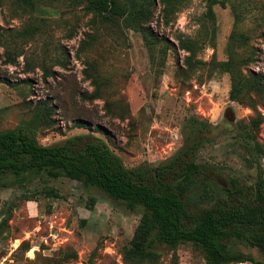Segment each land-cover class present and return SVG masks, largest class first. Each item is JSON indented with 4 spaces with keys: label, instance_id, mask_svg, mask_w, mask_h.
<instances>
[{
    "label": "rangeland",
    "instance_id": "rangeland-1",
    "mask_svg": "<svg viewBox=\"0 0 264 264\" xmlns=\"http://www.w3.org/2000/svg\"><path fill=\"white\" fill-rule=\"evenodd\" d=\"M229 2L243 12L236 31L244 42L230 46L235 15L228 2L213 6L212 38L207 0H181L167 15L157 0L148 26L159 42L148 50L140 33L94 18L85 0H0V130L31 127L41 144L93 134L128 168L158 166L187 137L201 138L196 161L216 169L210 173L220 185L238 176L250 186L256 162L246 166L242 157L249 155L230 122L251 131L250 116L263 118L252 150L264 174V99L250 93L243 104L229 100L230 76L216 62L230 50L249 56L243 71L264 79V0ZM42 102L51 112L44 109L36 120ZM77 118L88 127H77ZM46 188L59 197L45 196ZM139 217L100 189L66 177L10 180L0 189V222L8 218L0 264H125L122 251ZM239 249L264 262L257 248ZM157 251L156 264H204L190 243Z\"/></svg>",
    "mask_w": 264,
    "mask_h": 264
},
{
    "label": "trees",
    "instance_id": "trees-1",
    "mask_svg": "<svg viewBox=\"0 0 264 264\" xmlns=\"http://www.w3.org/2000/svg\"><path fill=\"white\" fill-rule=\"evenodd\" d=\"M157 0H85L86 9L101 23L117 24L141 34L148 50L159 42L148 26ZM181 0H159L167 15ZM230 3L235 15L230 46L247 38L236 31L242 11L229 0H207L206 18L212 38L216 32L214 5L226 7ZM251 57L240 58L230 50L228 58L216 62V68L230 76L229 100L240 104L250 93L259 101L264 99V79L261 75L247 74L243 68ZM94 95V94H93ZM95 97V96H94ZM255 110V105L251 107ZM51 112L47 102L37 108L34 119ZM250 116L251 131L235 127L230 131L236 140L243 141L249 156H243L246 166L256 162L257 173L250 186L238 176H231L226 185H220L210 172L211 166L196 161L202 147L201 138L187 137L177 152L159 164H141L126 167L107 141L89 133L72 135L61 142L41 144L31 127L17 126L0 130V189L8 181L26 182L32 177L49 179L66 177L84 188L96 187L130 211L140 213L133 236L122 251L125 264H156L157 247L166 245L174 250L179 244L190 243L204 264H264L239 249L240 246L257 248L264 253V174L254 157L253 132L262 122ZM191 125L196 120L189 119ZM77 127H88L86 120H74ZM208 127L209 124H204ZM43 194L58 198L53 188ZM0 222V232L7 224ZM22 242L20 247L24 246ZM29 247L26 246L25 250ZM77 258V254H69ZM67 262V258L64 260Z\"/></svg>",
    "mask_w": 264,
    "mask_h": 264
}]
</instances>
